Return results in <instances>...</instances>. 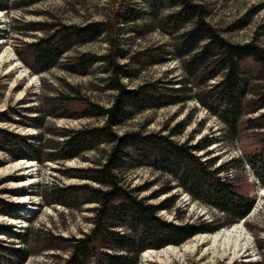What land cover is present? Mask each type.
Returning a JSON list of instances; mask_svg holds the SVG:
<instances>
[{
    "label": "trees",
    "instance_id": "16d2710c",
    "mask_svg": "<svg viewBox=\"0 0 264 264\" xmlns=\"http://www.w3.org/2000/svg\"><path fill=\"white\" fill-rule=\"evenodd\" d=\"M40 1L29 0L30 3ZM143 1L154 18L160 17L159 28L163 33L177 35L193 23L191 29L181 33L174 46L177 57L182 59L186 79V86L179 90L152 81L134 89L127 86L124 79L135 78L139 71L119 61L128 58L129 54L116 44V39H110L109 35L119 21L115 24L107 19L84 26L32 23L29 30L45 31V34L26 44L27 57L18 52L28 67L43 73L56 67L66 52L77 45L89 43L104 34L109 36L111 45L104 56L93 53L74 56L66 68L71 74L88 75L96 63L105 61L110 87L116 92L112 104L104 107L91 102L76 115L52 114L68 118L97 117L104 120L103 126L71 130L54 128V125L60 139H50L45 142L46 146L40 144L46 133L39 123L34 124L42 132L38 144L28 141L32 136L0 129V150L8 152L13 160L62 163L101 146H111L104 161H94L93 167L68 170L69 176L87 182L66 187L53 185L41 191L48 205L79 208L85 204H98L93 217L94 227L89 233L80 238L53 233L46 237L45 241L51 244L44 250L69 251L65 259L54 264H140L141 254L146 250L163 249L171 244L182 246L200 233H216L223 227L241 222L254 208L255 198L241 193L232 179L223 178L220 175L223 169L215 167L214 161L203 160L196 153L201 145L181 143L172 134L161 131L138 129L120 135L117 128L139 113L197 99L219 118L232 139L240 140L244 128L258 129L255 131L257 140L249 138L252 141L244 150V159L257 180L264 184V112L257 118L248 117L264 109V49L255 43H231L208 21L206 6L194 0ZM166 6L177 8V11L162 16ZM159 62L164 61L153 63ZM213 80L216 81L212 83ZM187 83L191 87H187ZM212 144L207 142L202 148ZM47 147L51 149L46 152ZM139 166L171 175L193 200L217 209L226 220L213 224L205 221L176 224L165 220L159 213L166 203H149L136 194L140 189L126 186L127 171ZM170 190L167 188L162 192ZM54 242L62 246H56ZM259 249H264V241ZM31 255L30 249L15 247L0 239V264H25Z\"/></svg>",
    "mask_w": 264,
    "mask_h": 264
},
{
    "label": "rangeland",
    "instance_id": "374dc122",
    "mask_svg": "<svg viewBox=\"0 0 264 264\" xmlns=\"http://www.w3.org/2000/svg\"><path fill=\"white\" fill-rule=\"evenodd\" d=\"M194 1L206 6L209 11L208 21L231 43H255L264 49V0ZM0 5V56L5 50L10 51L19 58L24 68L30 71L29 74L37 77L36 81L30 84L29 79L20 78L17 72L4 75L9 64L0 67V129L32 136L29 142L39 143L38 137L42 132L34 125L36 123H39L43 133H46L45 140L40 142L42 145L47 144L45 142L50 139H60L59 132L53 129L54 125V128L71 130L104 125V120L97 117L68 118L54 117L52 114L63 112L76 115L91 102L104 107L112 104L116 92L110 87L105 61L96 63L88 75L71 74L66 68L74 56L85 53L99 56L108 54L111 49L109 36L110 39H116V44L132 57L120 58L119 61L139 71L135 78L124 79L129 88L134 89L150 81L176 90L186 86L182 59L177 57L174 46L181 33L191 29L193 23L177 35L163 33L159 28L160 17L154 18L143 0H42L35 3H30L29 0H0ZM174 11H177V8L166 6L162 16ZM107 19L115 24L119 21L114 28L115 33L113 30L109 36L104 34L89 43L75 46L66 52L59 64L51 70L37 73L28 67L18 54L20 52L27 57L29 54L26 44L37 41L45 34V31L29 30L32 23L84 26L90 22H103ZM154 61L164 62L155 64ZM187 87L191 85L188 84ZM60 95L62 97L58 100ZM263 112L264 109L248 117L257 118ZM138 129L147 132L161 131L166 135L172 134V137L181 143L201 145L196 153L200 154L203 160L214 161L215 167L220 166L223 169L220 173L223 178L232 179L239 186L241 193L255 198L256 204L243 223L253 247L250 255L256 259L247 264H264V249H259V245L264 241V195L261 194L264 184L257 180L252 168L244 159V150L250 147L252 141L249 138L257 140L255 131L258 129L254 131L244 128L240 140L232 139L219 118L203 107L197 99L139 113L119 126L117 131L122 135ZM207 142L213 144L202 148ZM110 148L107 144L77 159L62 163L35 161L36 182L26 188L13 185L28 176L20 175V171H4L7 165L17 160H13L5 150H0V239L9 245L30 249L32 255L25 264H54L68 256L67 250H44L45 246L51 244L45 241L50 233L80 238L92 230L97 203L85 204L79 208L48 205L41 191L53 185L66 187L87 182L69 176L68 170L93 167L94 161H104ZM50 149L47 147L45 151ZM127 176L126 186L140 189L136 193L139 197L153 204L166 203L167 206L159 215L169 222L185 224L205 221L213 224L226 220V216L217 209L193 200L169 174L139 166L127 171ZM167 188H171L168 193L162 192ZM22 195L28 199L25 203H18V197ZM29 206H35L34 210H29ZM118 230L125 231L123 228ZM19 234L20 237L17 236ZM202 234L211 235L200 233L189 238L186 243L192 242ZM54 244L62 246L57 242ZM185 244L177 247L181 249ZM210 247L212 246L201 244L194 249L173 255L164 264H246V258L214 255L213 248Z\"/></svg>",
    "mask_w": 264,
    "mask_h": 264
},
{
    "label": "bare ground",
    "instance_id": "6f19581e",
    "mask_svg": "<svg viewBox=\"0 0 264 264\" xmlns=\"http://www.w3.org/2000/svg\"><path fill=\"white\" fill-rule=\"evenodd\" d=\"M2 12L0 11V15ZM9 64L5 69L4 75H13L14 72L19 74L20 78L29 79V83L33 84L36 81L35 76L29 74L30 71L26 70L23 64L20 62L19 58L13 55L10 51L5 50L0 56V67ZM28 83V84H29ZM6 172L13 173L20 171V175L28 176L24 179L18 181L16 185L17 188L20 187H30L36 182V177L34 175L37 169V163L32 160H17L4 168ZM30 175V176H29ZM261 194L264 195V189H261ZM187 197V195H186ZM25 195L18 197V203H25L27 201ZM29 210H34L35 206H29ZM28 210V211H29ZM250 238L247 236V228H245L242 222L231 225L230 227L223 228L217 231L215 234L211 235H201L196 237L192 242L185 244L183 248L177 246H169L160 250H147L141 255V264H164L167 259H170L173 255H178L181 252H186V250L194 249L196 246L201 244L211 245L213 248V254L218 256L233 255L235 258H246L244 263L255 261V257L250 255L253 250L252 244L250 243ZM247 255V256H246Z\"/></svg>",
    "mask_w": 264,
    "mask_h": 264
},
{
    "label": "water",
    "instance_id": "95a60500",
    "mask_svg": "<svg viewBox=\"0 0 264 264\" xmlns=\"http://www.w3.org/2000/svg\"><path fill=\"white\" fill-rule=\"evenodd\" d=\"M18 160V159H17ZM24 160H27V159H24ZM36 161V160H35ZM189 195V194H188ZM242 223H244L245 219H242L240 220Z\"/></svg>",
    "mask_w": 264,
    "mask_h": 264
}]
</instances>
